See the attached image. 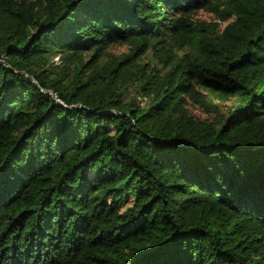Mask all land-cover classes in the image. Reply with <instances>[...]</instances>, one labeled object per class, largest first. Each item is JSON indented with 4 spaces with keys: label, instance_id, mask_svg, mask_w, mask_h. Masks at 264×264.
Returning <instances> with one entry per match:
<instances>
[{
    "label": "trees",
    "instance_id": "16d2710c",
    "mask_svg": "<svg viewBox=\"0 0 264 264\" xmlns=\"http://www.w3.org/2000/svg\"><path fill=\"white\" fill-rule=\"evenodd\" d=\"M0 62V264H264V0H0Z\"/></svg>",
    "mask_w": 264,
    "mask_h": 264
},
{
    "label": "rangeland",
    "instance_id": "374dc122",
    "mask_svg": "<svg viewBox=\"0 0 264 264\" xmlns=\"http://www.w3.org/2000/svg\"><path fill=\"white\" fill-rule=\"evenodd\" d=\"M195 18L200 19V20L210 21L212 19V16L210 14L206 13L205 11H199L195 15ZM127 50H128L127 45H121V46L117 45V46H112L110 48V51L116 55L126 53ZM53 60L56 61L57 58H54ZM235 106H236V103L234 100H232V101L222 105L221 108H222V111H226L227 109H233ZM188 110L193 116H195L199 119L203 120L207 117V114H205V112L197 106L190 105L188 107Z\"/></svg>",
    "mask_w": 264,
    "mask_h": 264
},
{
    "label": "water",
    "instance_id": "95a60500",
    "mask_svg": "<svg viewBox=\"0 0 264 264\" xmlns=\"http://www.w3.org/2000/svg\"><path fill=\"white\" fill-rule=\"evenodd\" d=\"M0 63H1L2 65H4L6 68H8L9 70L13 71V70L8 66L7 63H5V62H0ZM14 73H16V74H18V75H24V76H26L31 82H33V83L36 85L37 88L40 89V87L38 86V84H37V83L32 79V77L29 76L27 73H25V72H14ZM40 90H41L43 93H45V94L52 95V96L54 97V99L56 100V102H57L58 104L62 105L61 102H60V100H59V98H58V96L56 95V93L51 92V91L42 90V89H40ZM73 107H81V105H76V106H73Z\"/></svg>",
    "mask_w": 264,
    "mask_h": 264
}]
</instances>
